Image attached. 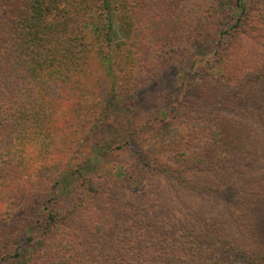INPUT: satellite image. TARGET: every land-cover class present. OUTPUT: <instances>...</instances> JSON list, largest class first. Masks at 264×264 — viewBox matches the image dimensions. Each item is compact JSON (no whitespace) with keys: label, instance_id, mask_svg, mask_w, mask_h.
<instances>
[{"label":"trees","instance_id":"trees-1","mask_svg":"<svg viewBox=\"0 0 264 264\" xmlns=\"http://www.w3.org/2000/svg\"><path fill=\"white\" fill-rule=\"evenodd\" d=\"M173 65L172 108L119 122ZM2 262L264 264V0H0Z\"/></svg>","mask_w":264,"mask_h":264},{"label":"rangeland","instance_id":"rangeland-1","mask_svg":"<svg viewBox=\"0 0 264 264\" xmlns=\"http://www.w3.org/2000/svg\"><path fill=\"white\" fill-rule=\"evenodd\" d=\"M108 49L105 53L102 52L98 54V59L94 62V66L97 67L99 74L104 76L105 85H112V82L105 70L106 63L108 62L111 67L115 69V74L117 72L114 66V59L112 55L107 54ZM114 55V54H113ZM101 63V66H99ZM188 64V63H187ZM198 61V65H200ZM197 65V64H195ZM186 67V66H185ZM187 68V67H186ZM189 69H187V72ZM94 72L98 74L94 68ZM191 70V77H192ZM180 69L177 65H173L169 70H167L161 77H159L155 82L149 85L144 90H141L138 94L127 96L118 99L117 117L119 122L125 120V123H129L135 115H141L143 112L148 114L153 108L161 107L164 110H170L172 105L177 102L176 96L179 92L180 83ZM181 99V98H180ZM179 101V100H178ZM164 115V116H163ZM161 115V118L165 117L166 122L161 133L154 138L153 142L148 144L147 149L153 154H160L164 152L170 146H178L184 139L185 129L181 126L175 118L170 116H165V113ZM121 140V139H120ZM101 162L107 169L117 168V162L114 157H102ZM57 169H52L47 172L48 176L53 175V172ZM123 186H126L125 182H122ZM134 190L135 188H131ZM1 264H5L2 262Z\"/></svg>","mask_w":264,"mask_h":264}]
</instances>
